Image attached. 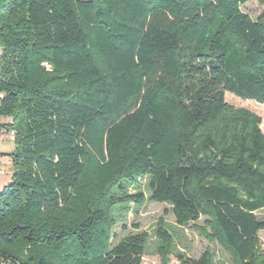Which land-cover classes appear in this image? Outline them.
<instances>
[{"label":"trees","instance_id":"16d2710c","mask_svg":"<svg viewBox=\"0 0 264 264\" xmlns=\"http://www.w3.org/2000/svg\"><path fill=\"white\" fill-rule=\"evenodd\" d=\"M250 1L0 0V264H142L152 238L159 264H225L187 257L163 220L114 242L147 200L228 264H264L261 118L225 101L264 103Z\"/></svg>","mask_w":264,"mask_h":264},{"label":"rangeland","instance_id":"374dc122","mask_svg":"<svg viewBox=\"0 0 264 264\" xmlns=\"http://www.w3.org/2000/svg\"><path fill=\"white\" fill-rule=\"evenodd\" d=\"M243 13L247 14L255 20L263 11L264 5L258 3L257 0H252L241 7ZM225 101L236 108H243L251 111L261 118V131L264 134V103L258 104L254 101L242 100L230 93H225ZM3 148H0V191L8 186L11 182V165L7 154L10 153L11 148L7 144L12 142L7 134L2 135ZM10 139V140H9ZM145 196L148 192L143 186ZM259 220L264 221V209L255 213ZM159 220H163L169 226L170 231L176 238L177 249L183 252L187 257L197 259L206 248H211L215 252L216 258L228 264V256L225 255L221 248L217 245L209 243L199 232H197L191 225L185 229L176 226L174 218L170 213V207L166 204H159L147 200L145 204L137 210V213L130 212L127 219L117 224L113 233L115 241L125 237L129 233L148 232L152 233ZM138 227V229H136ZM259 238L264 243V232L259 233ZM142 264H159V258L155 254V243L152 238L148 244L146 254L142 259ZM169 264H178L177 260L171 256Z\"/></svg>","mask_w":264,"mask_h":264},{"label":"built area","instance_id":"2783aa9c","mask_svg":"<svg viewBox=\"0 0 264 264\" xmlns=\"http://www.w3.org/2000/svg\"><path fill=\"white\" fill-rule=\"evenodd\" d=\"M3 98V94L0 93V99ZM11 119L10 118H5V117H0V128L2 130V132H4L5 134H7L11 140L14 139V131L12 130H7L5 127H3V124H7L10 123ZM1 174V171H0Z\"/></svg>","mask_w":264,"mask_h":264},{"label":"crops","instance_id":"0c3cea01","mask_svg":"<svg viewBox=\"0 0 264 264\" xmlns=\"http://www.w3.org/2000/svg\"><path fill=\"white\" fill-rule=\"evenodd\" d=\"M0 52H1V49H0ZM3 134H5L4 132H2V130H1V128H0V148H3L4 147V145H6V144H3V137H2V135ZM11 139V138H10ZM9 139V140H10ZM9 146H10V148H11V150L13 149V140H12V142H11V144H10V142L9 143H7ZM9 159V158H8ZM9 163H10V161H9ZM1 171V170H0Z\"/></svg>","mask_w":264,"mask_h":264}]
</instances>
